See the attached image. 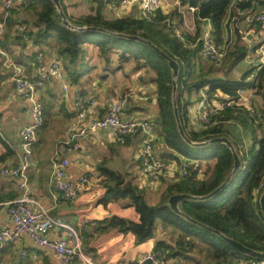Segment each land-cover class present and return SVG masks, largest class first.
<instances>
[{
    "label": "trees",
    "instance_id": "16d2710c",
    "mask_svg": "<svg viewBox=\"0 0 264 264\" xmlns=\"http://www.w3.org/2000/svg\"><path fill=\"white\" fill-rule=\"evenodd\" d=\"M182 5L196 8L195 34L178 33V27L172 22V12L165 14L161 10L151 19L125 15L111 17L105 13V3L99 0L98 6H91L83 15L74 17L68 14L64 0L61 5L70 23L75 27H98L110 32L139 36L152 42L170 58L179 63L176 77V102L181 124L187 137L194 142L207 141L216 137L229 138L242 165L217 194L207 200L182 199L180 209L194 221L219 231L245 247L264 252V214L260 199L264 193V66L250 64L239 76L235 70L250 51L256 52L260 44L252 47L246 43L241 33V22L246 19L251 26L256 21H249L264 11V0H180ZM263 7L260 13H249L240 18L238 11L255 10ZM30 15L24 34L32 36L35 42H46L56 35L58 53L64 68L73 82L89 71L102 66L106 75L116 72L124 65L133 62L136 69L150 66L156 71L158 84V102L160 116L158 129L166 143L185 158L208 161L206 177L199 178L200 167L194 169L187 165V173L178 174L175 181L167 182L159 202L151 204L145 189L133 182L125 181L121 173L110 171L108 178L115 180L107 186L104 201L128 199L140 216L136 222L128 218L114 216L111 225L119 231L132 232L137 243H143L154 235L157 220L171 224L181 232L175 246L160 242L158 249L168 250L167 257L179 256L195 264H248L262 259L234 249L219 235L207 230L186 217L177 214L169 206V199L176 194L206 195L219 187L230 174L234 166L232 150L224 143L216 142L204 147L188 144L179 132L173 103V70L169 61L150 45L110 35L98 30H77L65 25L53 0H28L27 4L16 6L8 11L7 25L13 26L15 17L22 10ZM246 17V18H245ZM18 19V18H17ZM209 19L214 28L218 45L225 46L224 59L220 64L204 58L201 52V21ZM24 23V21H22ZM21 22V23H22ZM26 22V21H25ZM26 24V23H25ZM260 23H258V26ZM229 37L225 38V32ZM233 35V36H232ZM17 39L23 36L17 34ZM254 75L251 78V75ZM207 88L211 97H217L221 91L234 97L237 90H252L255 111L235 105L228 106L210 116L207 124L198 129L190 116L193 104L191 95L199 94ZM243 128V137L240 133ZM246 138V139H245ZM10 155L0 156V163ZM179 155L173 153L166 157L183 163Z\"/></svg>",
    "mask_w": 264,
    "mask_h": 264
},
{
    "label": "crops",
    "instance_id": "0c3cea01",
    "mask_svg": "<svg viewBox=\"0 0 264 264\" xmlns=\"http://www.w3.org/2000/svg\"><path fill=\"white\" fill-rule=\"evenodd\" d=\"M84 1L89 4V9L91 6H98L99 3V0ZM65 4L68 10L66 1ZM190 7L191 5H182L180 0H165L160 10L165 14L172 12L180 14V17L173 16L172 19V22L178 27L177 32L182 31L194 35L197 28L196 10L193 11ZM115 10L120 14H111V17L130 15L141 18L138 5L129 8L128 13H122L123 10ZM262 10L263 7L259 5L255 10H239V21L243 15L260 13ZM28 14L26 15L23 10L19 12L13 26L9 27L7 19L10 11L4 9V0H0V18L5 21L4 32L0 36V49L9 53L12 60L21 68L22 75L36 85V96L43 102L45 108V122L37 131V140L32 146L31 164L27 171L28 190H22L19 187L20 179L3 176L1 169L5 166L17 167L24 158L20 130L32 121V99L17 90L14 68L7 70L0 68V156L7 152L10 153L0 163V224L2 226L12 225L8 212L9 203L18 197L27 195L45 207L54 219L65 225L55 227L50 237L52 239L67 237L73 244L77 243L79 239L83 252L95 264H122L124 261L138 264L147 254L157 250L160 242L175 246L181 232L178 228L162 220L156 221L154 235L150 239L143 243H137L134 233L121 232L111 225V219L114 216L139 222L140 216L135 207L129 204L128 199L123 198L104 201L107 186L116 183L115 180L108 178L110 171L121 173L125 181L133 182L145 190L142 183H147L148 186H152L151 188H157L161 182L167 183L166 180L163 182L166 178H170L168 182L175 181L178 174H181L182 170L190 164L200 167L199 178L206 177V169H202L203 166H208V161L199 162L179 155L169 147L159 132L160 106L156 71L150 66L136 69L135 64L130 62L116 72L106 75L102 66H99L81 76L79 81L73 82L58 53L56 35L46 42L39 41V43L35 42L32 36L17 39V34H21L18 29L19 25L26 23V27L30 26L27 22H30L32 18ZM248 24L250 23L246 19L241 22V33L249 47H252L264 40V29L260 25L258 26V23L247 29ZM200 25L202 29L200 39L208 29H213L211 35L215 38L211 20L204 19ZM30 27L33 29L32 26ZM224 36L228 38L229 32L226 31ZM222 47L225 49L224 45ZM258 49L256 52H249L246 59L235 70L236 74L239 69L242 73L247 65H257ZM40 52L44 53L46 61H59L63 72L62 80H40L36 74L35 65L36 57ZM63 82L70 83L66 92L62 87ZM207 88L199 94L191 95L193 104L189 108L190 116L198 129L202 125L199 120L198 106L203 94L209 96L208 103L210 105L228 97L221 91L218 92L217 97H211L206 91ZM79 93L93 97L97 101L96 105L87 113L86 124L102 117L117 101L122 103V116L125 119L152 123L156 131L155 153L160 159L169 163L167 173L153 176L146 175L142 171L139 158L143 137L141 131L127 136L124 142L116 140L115 132L112 129L88 131L84 136L75 135V133L77 134L75 102ZM246 93L252 96L251 90L246 89ZM175 97L176 93L173 90V103ZM197 120L199 121L197 122ZM65 141L70 144L78 143L80 146L78 150L69 153L71 164L68 167L67 176L73 181L78 180L82 175H87L89 178L84 190L67 202L62 199L61 193L56 190L53 183V162L62 157L63 153L59 147ZM170 153L179 155L181 160L183 158L185 161L179 163L175 159H169L166 156ZM145 178H148V181H145ZM88 222L96 224L86 226L85 224ZM168 258L174 264H195V262L179 256H169ZM0 264H60V261L51 249L38 247L27 236H22L0 250ZM75 264L86 263L80 258H76Z\"/></svg>",
    "mask_w": 264,
    "mask_h": 264
},
{
    "label": "built area",
    "instance_id": "2783aa9c",
    "mask_svg": "<svg viewBox=\"0 0 264 264\" xmlns=\"http://www.w3.org/2000/svg\"><path fill=\"white\" fill-rule=\"evenodd\" d=\"M28 0H4V9H9L27 4ZM97 1V0H91ZM106 6L118 9L120 11L138 5L141 18L151 19L157 15V12L162 8L165 0H103ZM191 10H196L195 7H190ZM249 21L260 23L264 29V11L260 14L248 18ZM5 28V21L0 18V36H2ZM26 25H19V33L23 37L28 38L24 34ZM213 29H208L202 37L201 52L203 56L211 61L220 63L225 55V49L217 45L211 35ZM36 74L42 81L52 79H63L62 67L57 60L46 61L43 52L38 53L35 61ZM264 66V40L260 43L258 49L257 68ZM0 68L15 69L14 80L17 90L25 96L32 99V121L25 125L20 130V139L24 158L21 164L17 167L5 166L1 169L3 176L16 177L20 179L19 187L22 190H28L27 171L31 164L32 146L37 140V131L45 122L44 104L36 96V85L31 82L26 76L22 75L21 68L12 60L9 53L0 49ZM253 74L251 78H253ZM69 82H63V90L66 92L69 88ZM209 96L203 94L199 102V119L202 125L209 122L210 116L217 111L223 110L228 106L240 105L255 111L254 98L246 93V89H238L234 97L228 96L225 100H220L216 104L208 103ZM96 99L86 94L79 93L76 96L75 111H76V128L78 136H84L88 131H97L100 129H112L115 132V138L119 142H124L127 136L133 135L138 131L143 134L140 149V163L142 171L146 175L159 176L167 173L169 163L160 159L155 153L154 141L156 138L155 126L150 122H141L136 119H125L122 116L123 107L121 101L114 103L110 110L102 117L96 118L87 124V113L89 109L96 105ZM78 143L70 144L65 141L60 144L62 157L53 162V183L56 190L61 193L62 199L70 201L74 199L79 192L83 191L89 182L87 175H82L78 180L73 181L67 176V170L70 166L69 153L79 149ZM198 165L194 166V169ZM186 174L187 170L184 169ZM37 205V208H35ZM8 212L12 220L11 226H2L0 224V250L5 246L14 243L22 236H27L33 244L38 247H46L51 249L55 256L59 259L60 264H75L76 258H80L86 264H95L83 252L79 242L70 243L67 237H59L52 239L50 234L55 230V227L65 226L59 220L54 219L48 210L40 205L33 198L23 195L11 201L8 206ZM96 224L95 222L86 223L85 225ZM168 250L157 249L145 257L138 264H174L167 257ZM122 264H130L124 261ZM248 264H264V259L260 261H252Z\"/></svg>",
    "mask_w": 264,
    "mask_h": 264
},
{
    "label": "water",
    "instance_id": "95a60500",
    "mask_svg": "<svg viewBox=\"0 0 264 264\" xmlns=\"http://www.w3.org/2000/svg\"><path fill=\"white\" fill-rule=\"evenodd\" d=\"M53 2L55 3L58 11L60 12V14L62 16V21L65 23V25H67L68 27H70L72 29H77V30H81V31H84V30H98V31L106 32V33H108L110 35H113V36H117V37H121V38H127V39H131V40H136V41L144 42V43L150 45L153 49H155L157 52L162 54L169 61L170 67L173 70V78H174L173 86H174V92L176 93V90H177L176 77L179 74V69H180L179 63L176 60L170 58L159 47H157L156 45H154L150 41L142 39L139 36H131V35H125V34H121V33L110 32V31H107V30H105L103 28H98V27H93V26L82 27V28L75 27V26H73L70 23V21L68 20L66 14L64 13V11L62 9V5H61V0H53ZM174 113H175V116H176V119H177L179 132H180L181 136L184 138V140L188 144H190V145H192L194 147H204L206 145H209V144H212V143H216V142L224 143L232 150V153H233V156H234V166H233L230 174L227 176L226 180L219 187H217L214 191H212L211 193L206 194V195H201V196L200 195L185 194V193L173 195L169 199L170 208L174 212H176L177 214L182 215V216L186 217L187 219H189V220H191V221H193V222H195L197 224H200L201 226H203L207 230L219 235L227 243H229L234 249H236V250H238V251H240L242 253H246V254H249L251 256H254V257H257V258H260V259H264V252L254 251L253 249L245 247L241 243H239V242H237V241H235V240H233L231 238L226 237L225 235H223L219 231L214 230L211 227H208L206 225H203L201 223H198V222L194 221L192 218H190L188 215H186L180 209L179 202L182 199L207 200V199H210L211 197H213L215 194H217L221 189H223L226 186V184L230 181L231 177L237 171H239V169L241 168V165H242V161H241V159H240V157H239V155H238V153H237L232 141L229 138H227V137H216V138H213V139H210V140H207V141H202V142H194V141L190 140L187 137V135L185 134V131H184L183 126L181 124V120H180V116H179V110H178V107H177L176 100L174 101ZM260 203H261L262 211H263V214H264V193H263V195H262V197L260 199Z\"/></svg>",
    "mask_w": 264,
    "mask_h": 264
},
{
    "label": "rangeland",
    "instance_id": "374dc122",
    "mask_svg": "<svg viewBox=\"0 0 264 264\" xmlns=\"http://www.w3.org/2000/svg\"><path fill=\"white\" fill-rule=\"evenodd\" d=\"M66 3L68 4V13L70 15H73V16H80V15H83L85 14V12H88V9H89V4L86 3L84 0H65ZM91 1V0H90ZM129 9V8H128ZM128 9H125L123 10L122 13H128ZM90 10V9H89ZM105 13L108 14L109 16L112 15H116V14H120L118 13L114 8L112 7H109V6H105ZM214 38V37H213ZM214 41H215V38H214ZM217 43V42H216ZM218 45V44H217ZM220 47H222V45H220ZM223 48V47H222ZM223 61V60H222ZM220 64V63H218ZM241 73V69H239V71L237 72L238 76L239 74ZM252 91V90H251ZM200 120V119H199ZM197 120V122L199 121ZM193 121V120H192ZM201 122V121H200ZM240 133L242 134L244 132L243 128H240ZM242 137H243V134H242ZM246 139V138H245ZM182 160H184L182 158ZM185 161V160H184ZM210 161V160H208ZM178 163V162H177ZM208 166H203V169H207ZM147 179V180H146ZM170 178H166L163 180V182H168ZM145 181H148V178H145L144 179ZM167 183H162L161 182V185L157 188H151L152 186H148L147 183H142V187L146 188L145 190V194L148 198V201L151 203V204H157L158 203V200L160 199V196H161V193L163 192V190L165 189L164 187H166ZM149 187V188H148Z\"/></svg>",
    "mask_w": 264,
    "mask_h": 264
}]
</instances>
